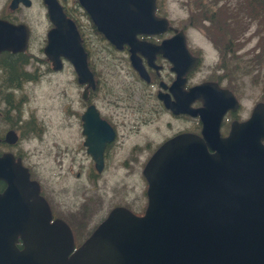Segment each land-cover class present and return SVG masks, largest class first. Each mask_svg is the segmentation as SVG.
<instances>
[{
    "label": "water",
    "instance_id": "95a60500",
    "mask_svg": "<svg viewBox=\"0 0 264 264\" xmlns=\"http://www.w3.org/2000/svg\"><path fill=\"white\" fill-rule=\"evenodd\" d=\"M77 1L111 44L129 45L136 68L138 51L147 58L163 51L179 80L196 63L181 30L160 45L137 38L171 28L166 17L155 15L156 0ZM19 2L30 6V0H10L9 8L16 9ZM42 2L52 26L42 50L52 70L62 68V59L69 61L78 83L93 87L77 26L57 0ZM28 33L25 23L0 18V51H24ZM202 98L204 107L193 113L203 123L202 137L178 134L145 163L144 213L112 208L75 250L66 222H50L48 203L21 158L1 152L0 180L6 187L0 194V264H264V104L256 102L248 119L233 122L221 137L219 118L236 102L220 94ZM81 119L84 143L92 153L94 125L106 123L92 105ZM5 134L8 144L18 138L13 130Z\"/></svg>",
    "mask_w": 264,
    "mask_h": 264
},
{
    "label": "rangeland",
    "instance_id": "374dc122",
    "mask_svg": "<svg viewBox=\"0 0 264 264\" xmlns=\"http://www.w3.org/2000/svg\"><path fill=\"white\" fill-rule=\"evenodd\" d=\"M57 1L62 7L65 6V13L70 12L77 25H80L78 29L85 39V48L91 54L90 60L93 61L91 65L102 75L99 89L93 94L95 105L102 110L116 108L110 101L116 99L119 83L117 77L126 76L127 83L131 82L133 86L136 84L129 77L130 71L119 69L121 66L116 59L118 55L106 39L92 30L90 21L82 13L76 0ZM191 1L156 0L158 15L166 16L172 26L184 28L191 48L203 49V64L199 71H213L210 68L220 62L219 54L207 34H204L199 17L193 23L192 20L191 24L187 23L188 17L193 13L190 12L193 6ZM225 1L233 4L235 0ZM8 2L9 0H0V15L16 23H25L30 33L29 44L23 54L27 58L25 64L15 59L16 66L9 70L2 64V60L9 61L13 56H0V81H4L3 87L0 85V135L9 128H13L18 134L17 142L4 146L3 150L22 158L32 177L40 181L43 192L55 205L58 215H65L70 220L76 217L81 220L76 225L78 235L86 238L90 231L88 225L103 217L109 203H121L123 197L131 196L135 178L128 175V172L125 173L126 169L115 159L109 164L108 180L84 177L88 161L81 150L79 131L76 130L78 120L75 117V113L82 109L83 98L73 67L69 61H64L61 69L53 71L43 53L46 32L51 28L45 4L41 0H31L29 7L20 4L18 9L11 10ZM236 24L239 25V20ZM245 27L244 37L238 43L240 48L232 56L229 55L233 60L230 63L224 62L230 89L239 99L241 118L248 117L255 102L264 103V53L255 47L261 40L258 34H252L255 24L245 23L240 28ZM141 35L148 34H138L137 38L144 40ZM212 35L224 53L232 50V33H224L219 29L217 33V27L213 26ZM138 52V56L143 55ZM255 54L258 55L257 62L251 59ZM14 55L17 58L20 53ZM225 58L228 59V54ZM21 67L31 75L27 80H23ZM192 80L198 79L194 77ZM136 87L139 88V85L136 84ZM118 115L120 114L116 117ZM77 172L81 175L77 176ZM86 196H89V203L83 209L80 205L82 198ZM75 212L78 213L73 215Z\"/></svg>",
    "mask_w": 264,
    "mask_h": 264
},
{
    "label": "flooded vegetation",
    "instance_id": "af4514ba",
    "mask_svg": "<svg viewBox=\"0 0 264 264\" xmlns=\"http://www.w3.org/2000/svg\"><path fill=\"white\" fill-rule=\"evenodd\" d=\"M76 2L78 1L76 0ZM20 4L21 3L19 2V5ZM63 7L65 8L64 5ZM18 8L19 6L16 9ZM82 13H84L89 20L88 14L85 13L83 9ZM155 13L158 15L157 9ZM66 14L74 21V23H76L70 12ZM158 16L163 17L164 15L160 14ZM0 18L9 20V18L2 15H0ZM187 23L190 24L189 21H187ZM75 25H77V23ZM79 26L80 25H77V28ZM171 27L172 28H167L161 32V34L141 35V38L148 44L152 43L154 45H160L163 41L169 40L175 31H182L185 38L186 50L189 51L190 56L196 61V63L189 68L188 71L184 72L180 76V80L182 82L180 83L178 74L175 69H173V63L170 58L166 57L163 51L156 52L154 56L150 58H147L144 55L138 56L136 53V56L139 58V65L136 68L132 64L131 58H129L131 52L127 44H123L121 46L122 48H116L109 43L108 45L113 47L114 52H116L115 54L118 55L116 59L117 63L121 66L119 69L126 72L128 69L131 73L129 77L139 85V88L136 87V84L133 86L131 82L127 83L125 81L126 76L117 77L119 83L116 92V99L115 101L109 100L117 107L106 108V110H102L101 107L96 106L94 103L93 94L96 93L97 88L99 89V81L102 80V75L95 67H93V65H91L93 63V61L90 60L91 54L89 50L85 48V39L81 36L83 47L87 51L88 67L94 75L93 87L89 86L87 83L79 84L77 81V75L75 78L76 82L81 86V96L83 98L82 109L75 113V117L78 120L76 130L79 131V143L81 144V150L86 155V159L88 161V167L85 169V172H83L84 177L94 178L95 180H108V178H110L109 164L111 163V160L115 159L116 162H119V165H122V167L126 169L125 173L128 172V175L135 178L134 189L131 196L123 197V199H121V203H109L110 206H107L108 210L104 209V211L106 210V213L103 217L97 219L95 223L88 225L90 231L87 236L99 225L102 220L108 216L110 210L114 207L123 206L136 215H142L144 213L145 206L148 202L146 195L147 179L143 174L144 167L146 166L145 163L151 155H154L155 151L162 144H164L167 140L174 138L178 134H195L202 137L201 130L203 128V123L197 112L196 114H193L195 110L202 109V107H204L202 97L212 99L217 94H220L226 95L227 98H231L236 102V108H233L232 106L228 107L219 118L217 131H219L221 137L227 136L233 122H240L246 119V117L241 118L239 115V99L230 89V85L228 83L229 78L224 69V62L230 63L231 60H233L230 58L233 53H224L221 49L214 46L218 51V60L221 63H216L212 68H210L213 71L206 70L204 72H200L199 69L203 64V49L201 47H197L198 49L190 47L187 42L185 35L186 31L184 28H176L174 26ZM26 50L18 53L3 50L0 51V56H12L19 53L24 54L26 53ZM226 54H228V59L225 58ZM115 73L117 76V71H115ZM197 75L200 76L197 77ZM194 77L198 80H192ZM3 82L0 81L1 87H3ZM191 91H193V93ZM89 105L95 107L98 118L106 123L94 125L97 137L95 144L90 147L92 153L88 151V145L84 143L86 134L82 131L83 119H81L82 115L87 111ZM118 113L120 115L116 117ZM215 118H217V110L212 113V119ZM12 130L14 129L9 128L0 135V153L9 152L7 150H3V147H8L9 145H13L15 143L8 144L3 140L6 135L5 133ZM15 157L19 156L15 155ZM119 157L122 158L117 159ZM22 164L23 166H26L23 161ZM76 174L77 176L81 175L80 172H77ZM30 179L35 180L32 177L31 172ZM37 182H39L40 194L49 205L51 220L61 219L64 220L68 226H70L74 238L73 249H75L85 239H87V236L86 238H82L78 235L76 225L81 220L77 219V217L74 220H70L65 215H58L55 205L49 201L45 192H43L40 181ZM5 187L6 182L0 180V194L3 192ZM88 203L89 196H86L85 198H82L80 207L84 209ZM77 213L78 212H75L73 215ZM16 246L18 248L22 247L20 239H18Z\"/></svg>",
    "mask_w": 264,
    "mask_h": 264
},
{
    "label": "trees",
    "instance_id": "16d2710c",
    "mask_svg": "<svg viewBox=\"0 0 264 264\" xmlns=\"http://www.w3.org/2000/svg\"><path fill=\"white\" fill-rule=\"evenodd\" d=\"M191 2L193 3V6L190 12L193 13L188 17L189 22L192 20L193 23L199 17V22L203 24L202 29L204 34H207L206 36L211 39L216 48L221 49L217 45L216 38L212 35L213 26L217 27V33L218 29L224 33H232L231 41H233V43L230 52L234 53L235 50L237 51L240 48L238 47L239 40L243 38L245 34L246 27L240 28L241 25L252 23L255 24V29L252 34H258L261 40L258 41L255 47L258 48L261 53H264V0H235L233 4L225 0H192ZM238 20L239 25L236 24ZM92 26V30L96 32L94 25ZM96 33L101 38H104V36H101L98 32ZM12 56V60H2V64L9 70L14 69L16 66V63L14 62L15 59L23 64H25L27 59L22 53L17 56V58H15V55ZM253 56L254 57H251L253 62L259 61V59L256 60L258 58L257 54ZM20 73L24 77L23 80H27L29 76H31L23 71L22 67ZM18 76L19 75L17 74V77ZM17 77L15 78L17 79ZM16 79L14 82H16Z\"/></svg>",
    "mask_w": 264,
    "mask_h": 264
},
{
    "label": "bare ground",
    "instance_id": "6f19581e",
    "mask_svg": "<svg viewBox=\"0 0 264 264\" xmlns=\"http://www.w3.org/2000/svg\"><path fill=\"white\" fill-rule=\"evenodd\" d=\"M155 15H156V13H155ZM157 17H160V16H158V15H156ZM126 42H124V44H125ZM123 45V44H122ZM36 181V180H35ZM41 195V194H40ZM127 209V208H126ZM130 211V210H129ZM131 212V211H130ZM133 213V212H132Z\"/></svg>",
    "mask_w": 264,
    "mask_h": 264
}]
</instances>
